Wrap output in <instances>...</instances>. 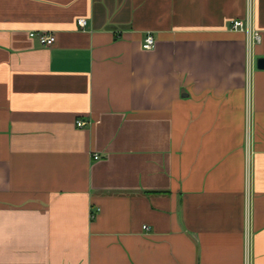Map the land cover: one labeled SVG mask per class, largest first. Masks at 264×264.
Returning <instances> with one entry per match:
<instances>
[{
	"label": "crops",
	"instance_id": "0c3cea01",
	"mask_svg": "<svg viewBox=\"0 0 264 264\" xmlns=\"http://www.w3.org/2000/svg\"><path fill=\"white\" fill-rule=\"evenodd\" d=\"M259 57L264 0H0V264H264Z\"/></svg>",
	"mask_w": 264,
	"mask_h": 264
},
{
	"label": "built area",
	"instance_id": "2783aa9c",
	"mask_svg": "<svg viewBox=\"0 0 264 264\" xmlns=\"http://www.w3.org/2000/svg\"><path fill=\"white\" fill-rule=\"evenodd\" d=\"M78 23L81 27H84L87 24V19L85 17H79L78 18ZM245 21L243 19L237 18L233 19L231 23V28L235 30L239 29H245ZM30 35H38L40 39L45 43V44H53L56 40V35L52 31H31ZM253 36L255 39L258 41L261 38L260 32L258 31H253ZM155 37L153 36L152 33H148L143 41V47L145 48H151L155 45ZM85 121L83 119H77V125L82 126L84 125ZM95 157H98V155H95ZM149 228V227H147Z\"/></svg>",
	"mask_w": 264,
	"mask_h": 264
},
{
	"label": "water",
	"instance_id": "95a60500",
	"mask_svg": "<svg viewBox=\"0 0 264 264\" xmlns=\"http://www.w3.org/2000/svg\"><path fill=\"white\" fill-rule=\"evenodd\" d=\"M257 66L259 68H264V57H259L257 60Z\"/></svg>",
	"mask_w": 264,
	"mask_h": 264
}]
</instances>
